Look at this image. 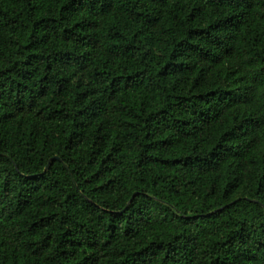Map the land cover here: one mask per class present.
<instances>
[{
    "label": "trees",
    "instance_id": "1",
    "mask_svg": "<svg viewBox=\"0 0 264 264\" xmlns=\"http://www.w3.org/2000/svg\"><path fill=\"white\" fill-rule=\"evenodd\" d=\"M0 264H264V0H0Z\"/></svg>",
    "mask_w": 264,
    "mask_h": 264
},
{
    "label": "water",
    "instance_id": "2",
    "mask_svg": "<svg viewBox=\"0 0 264 264\" xmlns=\"http://www.w3.org/2000/svg\"><path fill=\"white\" fill-rule=\"evenodd\" d=\"M54 159H57V157H54ZM48 168V167H47Z\"/></svg>",
    "mask_w": 264,
    "mask_h": 264
}]
</instances>
